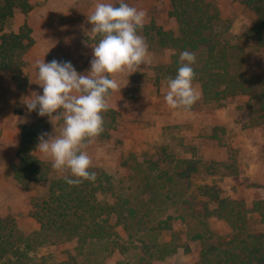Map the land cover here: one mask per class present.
Wrapping results in <instances>:
<instances>
[{"label":"rangeland","instance_id":"1","mask_svg":"<svg viewBox=\"0 0 264 264\" xmlns=\"http://www.w3.org/2000/svg\"><path fill=\"white\" fill-rule=\"evenodd\" d=\"M207 1L219 9L223 24L229 27L230 44L240 47L234 49V57L239 56L249 79L248 94L207 103L193 83L199 100L190 109H171L164 99L169 78L164 67L171 61V52L160 49L144 31L152 23L176 30L170 2L126 0L146 13L139 34L148 46V55L142 65L113 75L118 87L108 99L116 121L107 120L108 111L104 112L103 132L86 141L81 150L91 157V168L111 175L115 196L128 198L145 223L140 227L136 220L126 225L112 220L115 235L90 242L83 254L75 249V241L44 246L37 254L48 264H197L202 244L193 240L195 234L211 231L218 237L231 233L227 223L213 214L217 205L200 193V187L213 186L221 196L242 199L249 208L264 199V118L259 110L264 50L247 38L255 14L239 0ZM31 2V12L17 11L6 26L7 32H18L24 24L31 29L34 44L24 57L21 82L12 73L0 71V216L14 218L26 234L40 228L30 215L31 201L46 195L48 183L26 191L15 179L21 133L25 125L34 123L41 127V134H59L63 118L59 112L53 119L29 112L23 99L42 93L37 83L38 61H70L78 72L87 73L92 44L98 40L91 33L87 15L99 0ZM195 55L196 63L203 58L200 51ZM164 151L193 163L184 167L173 164L172 180L160 185L146 165L149 160L164 159ZM36 154L50 165L51 179L70 176L66 169H53L50 158ZM115 196L102 199L113 202ZM163 221H168L169 229L156 228ZM249 230L264 232L256 213L250 215ZM144 244L151 247L148 253Z\"/></svg>","mask_w":264,"mask_h":264},{"label":"trees","instance_id":"2","mask_svg":"<svg viewBox=\"0 0 264 264\" xmlns=\"http://www.w3.org/2000/svg\"><path fill=\"white\" fill-rule=\"evenodd\" d=\"M168 1L171 5L170 16L177 24L176 30H167L155 23L144 28L145 34L152 37L160 49L171 52V61L165 65L164 73L169 77L176 75L181 52L187 50L197 54L200 51L203 58L193 65V83L199 86L205 102L220 103L248 94L249 79L240 67L239 56L234 57L237 53L234 49L240 47L230 44V30L223 24L219 9L207 0ZM239 1L253 11L256 18L247 31V38L257 48L264 50V0ZM32 9L31 0H0V71L12 73L19 83L24 57L34 41L28 24L21 26L18 32H7L6 26L17 11L28 14ZM259 110L264 118V91L261 93ZM105 117L111 122L116 121L112 109ZM40 135L39 125L33 123L23 127L17 152L18 162L14 168L15 179L26 191L35 185L48 183L46 195L31 201L30 215L40 228L26 234L14 218L0 216V264H48L46 258L38 257L39 250L44 246L70 241H75V249L83 254L90 242L104 241L115 235L112 220L124 225L136 220L140 227L144 225V219L138 217L130 200L115 196L112 177L103 169L91 168L96 179L85 180L75 186L66 184L65 176L51 179L50 165L36 154ZM213 138L219 137L213 135ZM163 156L164 159L149 160L146 165L160 185L172 180L170 166L177 164L180 167L182 163L184 167L193 163L188 159L178 160L174 154L166 151ZM200 193L217 205L213 214L227 223L231 233L218 237L211 231L195 234L193 240L202 244L197 264H264V232L249 230L252 213L258 214L260 222L264 224V199L254 201L249 208L242 199L221 196L213 186L200 187ZM102 196L115 197L113 202H109ZM156 228L169 229L170 225L168 221H163ZM143 246L148 253L150 246Z\"/></svg>","mask_w":264,"mask_h":264},{"label":"clouds","instance_id":"3","mask_svg":"<svg viewBox=\"0 0 264 264\" xmlns=\"http://www.w3.org/2000/svg\"><path fill=\"white\" fill-rule=\"evenodd\" d=\"M146 13L129 5L126 0H99L88 22L91 33L98 37L92 44V59L87 73L78 72L70 61L37 62L38 84L42 93L24 97L29 112L53 119L59 112L63 118L59 134L42 133L36 151L52 160L55 170H68L65 183L79 185L94 181L90 171L92 159L82 146L103 131V113L108 111L109 96L118 85L113 75L133 69L145 62L148 46L139 34ZM196 55L187 50L179 55V66L174 77L167 78L164 99L171 109H190L199 94L193 87Z\"/></svg>","mask_w":264,"mask_h":264}]
</instances>
